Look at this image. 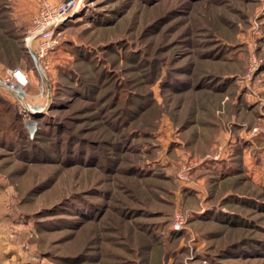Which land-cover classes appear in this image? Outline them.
<instances>
[{"label":"rangeland","instance_id":"374dc122","mask_svg":"<svg viewBox=\"0 0 264 264\" xmlns=\"http://www.w3.org/2000/svg\"><path fill=\"white\" fill-rule=\"evenodd\" d=\"M42 1L0 0V76L25 68L42 107L0 102V264H264V0H83L36 64L25 37ZM69 68L88 96L40 95ZM126 93L148 108L114 111ZM30 114L46 131L33 149ZM69 133L91 157L73 139L63 155Z\"/></svg>","mask_w":264,"mask_h":264},{"label":"built area","instance_id":"2783aa9c","mask_svg":"<svg viewBox=\"0 0 264 264\" xmlns=\"http://www.w3.org/2000/svg\"><path fill=\"white\" fill-rule=\"evenodd\" d=\"M83 0H60L48 1L43 0L35 14L32 16L30 27L25 37L26 41L33 43L36 47L31 51L35 63L38 59L47 62L51 52L56 49L58 44L57 31L74 13L82 6ZM29 85V77L25 68L13 67L8 68L0 76V87L13 95L23 111L40 110L41 106L29 103L26 98L25 88ZM40 95H47L49 91L41 90ZM35 129V122L29 126V133L32 134ZM186 171V170H185ZM185 171L183 174H185ZM183 172V171H182ZM182 176V175H181ZM185 215L182 211H174L172 227L179 229L184 223Z\"/></svg>","mask_w":264,"mask_h":264},{"label":"trees","instance_id":"16d2710c","mask_svg":"<svg viewBox=\"0 0 264 264\" xmlns=\"http://www.w3.org/2000/svg\"><path fill=\"white\" fill-rule=\"evenodd\" d=\"M72 22V20L71 19H69L68 21H66L62 26H66V25H68V24H70ZM65 43L66 42H72V41H70V40H66V41H64ZM75 42V41H74ZM72 46L71 47H73V49L74 50H76L77 49V47L78 48H80V49H82L81 47H82V45L80 44H78L77 42H75V43H73V44H71ZM64 46V44H62V47ZM86 47V46H85ZM89 48V47H88ZM90 49H92V50H95L96 48H94V47H90ZM78 50V49H77ZM216 52H217V50H216ZM220 52L221 51H219V54L216 56V58H218L219 57V55L220 56H222L221 54H220ZM77 53H82V51L80 50V51H78ZM76 53V54H77ZM84 55V57H86V58H89V57H87V55L89 56V53H84L83 54ZM65 74H66V76L64 75V77H66V79H67V81H69L70 83L69 84H64V83H62V82H59V81H54V82H52V81H49L48 80V78H46V80H47V82H48V87L50 88V90H49V92H50V94H52V96L53 97H55V96H59V92H60V90L59 89H61L62 90V88L64 87V88H67L69 91V93L70 92H74V90L76 91L77 90V94L79 93V94H82V95H86V96H88L93 90H94V86L92 85V82H91V80L89 79V78H83V77H81V75H80V73L78 72V71H76L74 68H69L67 71H63ZM77 72H78V74H77ZM177 73V72H176ZM106 74V72H104V71H99L97 74H96V79L97 80H99L101 83H99L100 85H103V84H105L106 82H109V80L110 79H108L107 78V80H105V75ZM175 76H178V75H175ZM173 78H177L179 81H180V79H179V77H171L168 81H170V80H172ZM199 78V80H200V83H202L203 82V79L202 78H204V77H202V75L200 76V77H198ZM210 78V77H209ZM156 79L159 81V83H160V85L161 84H163L164 85V83H166L165 81H163V77L161 78L160 77V75L158 76V77H156ZM165 79V78H164ZM213 79V77H211L210 79H209V81L210 80H212ZM101 80H103V81H101ZM105 80V81H104ZM162 80V81H161ZM173 81H177V80H172V82ZM99 84H98V86H99ZM181 85H175L174 83H170V85H171V87H170V89H176V88H181L182 86L184 87V86H186V84L185 83H183V81H181V83H180ZM195 85V84H197L196 82L194 83H192V85ZM116 85V84H115ZM206 85V84H205ZM116 87H118V86H116ZM8 94V95H10L14 100H15V98L13 97V95L11 94V93H9L8 91H6L5 89H3L2 87H0V102L1 103H4V100H7L5 97H4V94ZM119 93V91H107V92H105V93H103L101 96H99L98 97V100H100L101 102H105V101H107V100H109V101H107V102H105V106H107L109 109H112V108H114L115 107V105L117 104V99H118V94ZM129 93V92H128ZM128 93H126V103H125V105L124 106H122V107H118L117 109H113L114 111L115 110H120V112H122L123 111V113H125V114H127V116L129 117V112H130V110L132 111V115H133V112H139V111H143V110H146L147 108H148V106L146 107V97H145V95H142V94H140V97L142 98V99H140V97H139V95H137L136 96V98H135V101L133 102L134 103V106H132V105H129V94ZM5 94V95H6ZM67 94V93H66ZM69 96V94H67V97ZM111 96H113L112 98H111ZM65 98H64V100H62V101H66V96H64ZM61 98V97H60ZM60 98H58V99H60ZM58 99H55V100H58ZM63 99V98H62ZM16 101V100H15ZM131 108V109H130ZM16 114V113H15ZM20 114V113H19ZM29 115V114H28ZM30 116H32L35 120H36V126H35V131H34V136L32 137V138H30L29 139V135H28V130H27V128L25 127V126H23V130H24V132H25V137H26V139H27V141H26V143L27 142H30V143H32V145H31V149H33V148H35L36 147V145L38 144L37 142H38V136H39V134H43V133H45L46 131H43L42 130V128H41V125H42V117H40V116H33L32 114H30ZM15 117V116H14ZM14 117H13V119H14ZM17 120H22V117L21 116H18V119ZM21 122V121H20ZM49 127V126H48ZM43 131V132H42ZM42 132V133H41ZM67 134H68V132H67ZM70 135H68L67 137H66V139H62L61 141L63 142V143H65V145H62V148H63V150H64V154L63 155H66V154H68V156L69 157H71V156H73L74 154H75V152L76 151H81V153L83 152L84 153V155H82V156H84L86 159L87 158H89V157H91L92 155V152H93V146H92V144H91V142L88 140V141H86L85 143H82L81 144V142H79V141H75V139H73L72 138V133H69ZM70 139H73V148H75V147H77V150L76 151H74V149H72L71 150V152H68V151H65V148L68 150L69 149V144H70ZM69 141V143H67ZM61 142V143H62ZM81 146V147H78L79 145L77 144V143ZM57 146H60V144L59 143H57ZM20 147H24V145H21ZM236 152H238L237 150H236ZM39 154V152H36V151H34L33 150V154ZM41 154V153H40ZM39 154V155H40ZM43 154L45 155L46 154V152L44 151L43 152ZM41 156H43L42 154H41ZM79 157H80V155H79ZM35 158H37V156H35ZM81 158V157H80ZM234 172V170H230L229 172H227L226 173V175H223V177L222 178H220V179H223V178H225L226 176H228V175H231V174H234L233 173ZM226 196V195H225ZM224 201H226V200H224ZM173 229V228H172ZM172 229H170L172 232H174V230H172Z\"/></svg>","mask_w":264,"mask_h":264},{"label":"crops","instance_id":"0c3cea01","mask_svg":"<svg viewBox=\"0 0 264 264\" xmlns=\"http://www.w3.org/2000/svg\"><path fill=\"white\" fill-rule=\"evenodd\" d=\"M5 239H7V237H5ZM10 239H12V237H11ZM5 241H6V240H5ZM2 248H5V247H4V246H2V247H1V249H2Z\"/></svg>","mask_w":264,"mask_h":264}]
</instances>
